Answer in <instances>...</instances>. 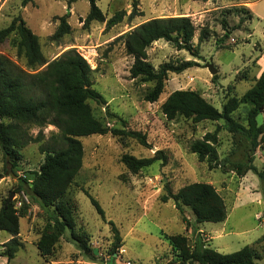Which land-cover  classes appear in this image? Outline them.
<instances>
[{"label": "rangeland", "instance_id": "374dc122", "mask_svg": "<svg viewBox=\"0 0 264 264\" xmlns=\"http://www.w3.org/2000/svg\"><path fill=\"white\" fill-rule=\"evenodd\" d=\"M247 3H252L251 7ZM96 4L106 20L116 11L125 15L109 28L105 21H92L84 28L88 0H30L25 5L22 0H0V28L20 15L36 34L48 61L68 48L76 49L89 64L92 87L103 100H87L93 115L109 128H122L120 117L127 128L144 133L147 141L143 146L134 137L120 139L110 132L79 137L82 165L65 198L75 204V228L87 234L90 252L84 253L66 230L47 258L40 255L36 242L48 216L24 188L43 160L39 146L58 129L53 125L30 127L29 133L39 134L40 140L22 148L21 159L14 167L5 163L0 149V208L13 193L11 201L20 214L18 237L22 247L11 264L45 260L50 264H187L182 263L171 244L170 236L175 234L185 236L190 246L200 238L203 246L221 253L249 245L258 255V264H264V180L257 174L264 171V143L252 151L244 136L223 127V119L194 123L179 115L169 120L160 109L170 92L192 89L221 111L228 97L239 98L253 85L264 68V0H96ZM133 10L137 14L128 18ZM63 14L67 15L70 31L54 41L50 35L58 24L57 17ZM172 15L191 19L197 55L160 39L146 48L147 60L155 69L167 61L192 60L195 65L180 73L169 72L159 98L148 102L144 96L154 81L129 76L133 58L126 54L118 36L147 19ZM239 17H244L240 25ZM222 19L229 26L227 35ZM202 32L206 33L200 41ZM0 53L26 68L10 38L0 45ZM208 64L215 68L214 73ZM249 107L248 103H240L232 117L245 125ZM256 120L264 126V108ZM214 131L218 159L211 168L190 151L189 143ZM158 149L167 155L165 164L155 160L134 173L121 161L123 153L151 157ZM192 182L209 183L222 196L226 205L223 221L198 223L189 207L183 205L181 212L172 198L161 200L167 194L165 186L174 193ZM19 186L23 189L18 190ZM85 191L98 201L104 219ZM109 221L118 230L119 241ZM10 237L0 230V264L6 262L3 243Z\"/></svg>", "mask_w": 264, "mask_h": 264}, {"label": "trees", "instance_id": "16d2710c", "mask_svg": "<svg viewBox=\"0 0 264 264\" xmlns=\"http://www.w3.org/2000/svg\"><path fill=\"white\" fill-rule=\"evenodd\" d=\"M28 1L30 0H22V5ZM88 1L89 11L83 19L84 28L92 21H105L106 27L109 28L119 23L125 15L123 11H116L106 20L96 0ZM135 14H137L135 10L131 11L128 18ZM57 19L58 24L50 35V39L54 41H58L70 31L66 14L58 16ZM243 21L244 17H239L238 25ZM221 24L225 30L224 35H227L229 26L226 19H222ZM194 30L188 16L172 15L147 19L118 36L123 40L126 54L133 58L129 76L131 78L140 76L146 81H154L152 89L144 96L146 101L154 102L159 98L169 72L180 73L195 65L192 60L178 63L167 61L155 69L147 60L146 48L152 42L162 39L177 49H185L196 56L198 46L192 42ZM205 33L202 32L199 36L200 41L205 37ZM8 38L15 47L16 54L24 58L26 68L18 66L8 56L0 53V149L5 163L11 167L16 166L21 159L22 148L29 142L40 140L39 134L32 136L29 133L30 127L53 125L58 129V132L50 135L48 141L39 146L43 160L32 181L24 188L48 216L36 247L40 255L47 258L67 230L78 247L89 254L87 234L75 228V204L71 199L65 198L67 189L82 165L83 147L79 137L110 132L120 139L125 136L134 137L139 144L146 146V135L141 131L127 128L125 121L116 114L110 113L124 123L122 128H109L93 115L87 100H103L92 87L89 64L76 49L68 48L48 61L41 51L36 34L20 15H16L7 26L0 28V45ZM243 102L250 105L245 125L232 117L233 111ZM263 108L264 69L253 85L239 98L228 97L221 111L192 89H176L170 92L160 105L161 112L169 120L179 115L190 118L194 123L223 119V127L231 133L244 136L249 141L252 151L264 143V126L258 124L256 120ZM216 143V131L207 132L202 138L191 141L189 149L200 161L206 160L213 168L218 159ZM155 160H161V163L165 164L167 155L161 149L154 151L151 157L138 158L129 153L121 155L123 164L134 173ZM257 174L264 180V171H257ZM2 175L0 172V177ZM165 187L167 194L162 195L161 200L167 201L172 198L176 208L181 212L183 205L189 207L196 222H220L225 219L224 199L213 185L192 182L183 185L174 193ZM17 189L23 188L19 186ZM85 193L97 213L104 219V211L98 201L87 191ZM5 201L0 208V230L11 236L3 243V255L6 256L4 264H11L10 261L16 251L22 247L18 237L20 214L12 201L6 205ZM109 224L115 240L119 241L118 230L112 221H109ZM199 239L194 246H190L185 236L180 234L170 236L171 244L177 250L182 263L258 264V255L249 245L230 253H221L209 246H203ZM35 264L50 263L45 260Z\"/></svg>", "mask_w": 264, "mask_h": 264}, {"label": "water", "instance_id": "95a60500", "mask_svg": "<svg viewBox=\"0 0 264 264\" xmlns=\"http://www.w3.org/2000/svg\"><path fill=\"white\" fill-rule=\"evenodd\" d=\"M208 69H209V71L211 73H214L215 72V68L212 65H210V64H208ZM11 175H12V172H11ZM12 197H13V193H10L9 196H8V198L5 201V205L12 200Z\"/></svg>", "mask_w": 264, "mask_h": 264}, {"label": "crops", "instance_id": "0c3cea01", "mask_svg": "<svg viewBox=\"0 0 264 264\" xmlns=\"http://www.w3.org/2000/svg\"><path fill=\"white\" fill-rule=\"evenodd\" d=\"M247 4H249V6L251 7V4H252V3H247ZM263 69H264V68H263ZM263 69H262V70H263ZM262 70H261V71H262Z\"/></svg>", "mask_w": 264, "mask_h": 264}]
</instances>
